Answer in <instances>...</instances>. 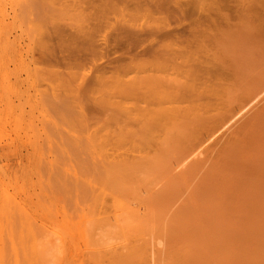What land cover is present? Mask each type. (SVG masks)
Wrapping results in <instances>:
<instances>
[{
    "label": "rangeland",
    "instance_id": "1",
    "mask_svg": "<svg viewBox=\"0 0 264 264\" xmlns=\"http://www.w3.org/2000/svg\"><path fill=\"white\" fill-rule=\"evenodd\" d=\"M108 1L37 0L36 3V0L35 2L34 0H0V181L2 179L0 183L4 182L0 184L2 185L0 191L8 197L6 205L0 202V264H264V96L260 97L259 104L255 103V107L253 105L252 109L246 112L247 114L241 116L242 119L239 118L237 123H234L230 132L216 142L217 145L207 148L203 152L205 155L202 153L203 156L198 155L199 158L192 157L191 162L190 159L187 160L184 167L178 170L172 168L177 158L180 159V156L187 154L194 144H198L200 139L203 140L205 136L210 135L225 120L230 114L231 104L232 107L234 106L232 110H235L237 103L241 104L240 101L244 102L246 99L245 94L249 96L254 89L255 91L258 89L259 84H262L264 33L263 35L261 33L263 37L260 34V37H256L258 40L254 44L258 43L256 46L250 45V50L247 49L249 53L244 52L246 49L243 50V57L249 59L247 62L240 57V54L236 56L243 60H238L235 51L230 49L227 52L232 54L227 55L225 51L223 60L227 62L224 66L229 69L226 68V71L232 77L231 82L237 85L233 88V84L227 83L232 87L231 90L226 89L228 96L225 98L224 89L229 86L226 85L220 90L215 87L220 93L216 91L218 94L215 96L214 92L211 96L214 95L215 98L220 96L218 98L221 100L215 98L211 100L222 101V105L214 101L215 105L213 106V103L210 106L205 103L210 100L201 102L206 96L202 95L205 94L202 90L204 86H201L199 80L192 79L193 83L186 85L187 82L190 83L191 75L193 76L190 72L192 69L187 68L186 59L184 65L181 63L182 58L178 59L175 50H173L175 56L172 57L174 59L177 57L175 60L179 66L183 65V71L182 66L177 67L176 61L171 59V54L170 58H166L171 53L170 50L168 54V51L166 54L163 53L164 55L161 54L162 59L161 55L152 58L151 55L137 56L132 60L127 58L112 63L109 67L106 65L107 60L102 59V53L107 51V48L104 47L103 51L98 50L102 39H107L111 44L115 40L114 43L120 41V45H129L132 39L125 32L130 31L132 25L147 27V20L150 19H144L143 14L140 16L141 12L136 13L133 10L129 11H133L131 14L135 12L133 15L136 18L134 19L133 15L131 18L129 13L130 17H127L128 9L125 10L126 17L125 14H121L127 5L130 3L133 5V0H127L129 2L122 0L119 4L116 0L114 9L110 7ZM201 1L206 5L215 2V7L222 1L217 9L221 7V13L225 15H234L232 10L234 11L237 4L242 2V0L239 3L238 0ZM245 2L243 3L246 4ZM259 7L256 6V10ZM260 9L257 10L259 13ZM218 11L216 10L217 13ZM218 15L213 16L217 18ZM220 15L219 20H215V17L213 19L221 26H224V23L226 25V21L223 20L231 19L233 16L230 15L231 18H228L230 16L226 15L225 18L224 15L222 18ZM142 16L144 18H141ZM150 21L148 24L151 23ZM152 22H155L152 26L156 23L158 26L162 25V22L159 25L156 20ZM164 24L166 23H163V27ZM169 24L170 29L181 30L176 22L171 21ZM196 30L195 34L198 33ZM88 31L91 34L88 35ZM210 31L207 29L204 31L209 33L208 37L210 33L212 34ZM202 34L204 37L207 36L203 32L200 35ZM76 35L80 39L91 37L92 43L87 47L91 48L90 51L86 50L85 46L80 47L77 46L78 44L75 46L76 41L72 48L71 42L74 39H69L75 37L76 40ZM191 37L185 35V38L190 40ZM194 37L197 41L199 34ZM211 38L208 39L207 46L212 48L214 42ZM200 43L203 44L201 41ZM41 44L44 46L42 47ZM48 45L53 46V53L49 52L51 49ZM41 47L42 50L47 49V53L45 49L41 51ZM75 47H80L79 51ZM70 49L75 51V54L73 52L71 54ZM194 50L195 45H192L186 55L197 56L199 51ZM79 52L81 55L85 54L81 56ZM110 57L114 56L110 55ZM156 58L158 59L155 60ZM166 60H169V63L164 62ZM228 63L232 66L229 64L228 67ZM237 64L239 67L235 66ZM231 74L237 75L233 77ZM219 75H215L217 77L212 79L214 85L216 82L224 81L223 77L222 80L218 78L222 74ZM152 79L155 80L153 83L160 84L152 85ZM253 80H256L255 83ZM177 81L182 86H179ZM168 83L169 85L166 86ZM57 84L60 87H57ZM147 85L155 90V87L159 86L157 89L161 93L170 85L167 91L170 89L169 91L172 92H179L181 87L183 91V87L187 86V91L184 90L186 93H189L188 90L191 94L199 91L202 97L200 98L198 94L194 95L195 99L198 97L199 100L195 102L190 98V93L189 95L184 92L187 99L196 103L185 105L189 100L185 102L180 90L179 95L184 99H180L177 92V98L180 102L183 101L179 103L178 99L171 98L173 104L168 101H172L170 94L163 92L164 94L160 93L162 97L159 96L160 94L159 97L156 96L158 93L153 97L149 96L152 99L146 97L152 104L150 105L139 94L140 91L145 90V87L150 88ZM175 85L178 86L177 90ZM69 86L71 87L68 88ZM161 86L163 89L160 88ZM188 86L193 87V92ZM222 90L224 92L221 96ZM222 97L226 99L225 102ZM161 99L168 101L169 104L165 101L163 104ZM175 100L179 103L178 109L174 108L177 103ZM158 101H161V107ZM198 103H203V107L204 104L207 105V108L199 106ZM194 104L196 108L193 107ZM126 105L128 109L124 108ZM179 106L180 109H186V111L182 109L184 114L179 111ZM135 107H140L142 110L146 107L153 112H150L153 116L149 117L145 115L147 111L143 113L141 110L139 116L142 115V118L138 120L139 108L137 111ZM199 110L201 111L198 112ZM161 111H165L163 115ZM186 112L187 115L191 113L190 117L187 118ZM143 116L149 117L148 120L155 117L157 119H154L155 122L151 119L150 121L154 123H150V121L146 122L148 120ZM219 116H223L220 121ZM136 117L138 119L133 121ZM213 117L217 119L212 121L215 119ZM160 119L163 123H157ZM150 124H155L156 126H153L155 129L147 127ZM174 126L179 136L175 137L177 133L174 132ZM167 136L173 138L170 140ZM115 137L118 142L120 141V145L113 140ZM166 138L168 141H165ZM162 142H167L168 150L166 144L163 145ZM137 149L142 154L147 149L152 156L146 150L143 156L147 161L139 154L141 158L139 162L135 158L138 153L134 154L132 151L136 152ZM177 150L181 153L180 156H177L179 153ZM122 153H125V156L121 155ZM146 154L150 157H146ZM107 155L111 157H109L111 163ZM117 156L123 158L118 159ZM149 158L153 159L150 161ZM122 164L126 166L123 167ZM118 175L121 177L119 178ZM35 249L38 253H35ZM39 250L44 253H39ZM152 252L151 256L155 260L150 256Z\"/></svg>",
    "mask_w": 264,
    "mask_h": 264
},
{
    "label": "bare ground",
    "instance_id": "2",
    "mask_svg": "<svg viewBox=\"0 0 264 264\" xmlns=\"http://www.w3.org/2000/svg\"><path fill=\"white\" fill-rule=\"evenodd\" d=\"M32 1V0H31ZM39 1V0H38ZM114 1H116V0H109L108 2H109V5H110V7L112 6L113 7V5H115V2ZM119 1H122V0H117V3L119 4ZM127 1V0H126ZM131 1V0H130ZM225 1V0H224ZM237 1V0H236ZM239 1H241V0H238V3H239ZM244 1H246L245 3L246 4H244L243 2ZM242 0V2H240L239 4H237V8L235 7L236 5L235 4H233L234 5V8H236V9H234V11L232 10V13H234V15L233 14H230V15H233L234 16V18H233V16H232V18H231V16L230 15H227V16H230V17H228V18H231V19H226V20H223V21H226V25H225V23L223 24L224 26H221V24L219 25L218 23H217V21H215L216 19L217 20H219V15H220V13H221V7L219 8V9H217L218 8V5H219V3L220 2H222V1H220L219 3H218V5H217V7H215V2L213 3L212 2V4H204L201 0H185V1H174V0H133V5H131V3L129 4V5H127V8H124V10L122 11L123 13H121L122 15L123 14H125L124 15V17H126V12H127V17H130V15H131V18H132V15L133 14H135V12L137 13V12H141V14H140V16L143 14V16L145 17H141V18H144V19H146L147 20V18H150L151 19V21H150V19L149 20H147V27L146 26H143V25H141V26H139L138 24L137 25H135V26H130V31L128 30V32H125L131 39H132V42H131V44H123V45H120L121 43H120V41H119V43H114L115 42V40L113 41V43L111 44L109 41H107V39H102V42H100L101 40H99V46H98V50H102L104 47L105 48H107V51H105L104 53H102V59H106L107 60V62H105L106 63V65H108V67H109V65H111L112 63H118V62H120L121 60H125V59H127V58H129L130 60H132V58H135V57H137V56H142V57H145V56H150L151 55V58L152 57H159L161 54L162 55H164L163 53H165L166 54V52L168 51V50H170L171 51V53H169L170 51H168L167 52V56H166V58L168 57V58H170L171 57V59L175 56V55H173L174 53H173V50H175L174 52L177 54L176 56H178V59L181 57L182 58V61H181V63H183V65H184V62H185V59L187 60L186 61V63L185 64H187L186 66H187V68L189 69V68H191L192 70L190 71L192 74H193V76L191 75V81H190V83L188 84V82H187V84L186 85H190L191 83H193L192 82V79L193 80H199L200 81V83L202 84L201 86H204V89H202L203 90V93L205 92V94H202V95H204V97L206 98H203L204 100L203 101H201V102H203L204 103V101L206 100V101H208V100H210V101H208V103L207 102H205L206 104H210V106H212V104L214 103V101L217 103V101L218 102H220L219 104L220 105H222V101H219V100H213V102H212V100H211V98H215V97H213V96H211L212 94H214V92L216 93L215 94V96L218 94V93H220V88H222L223 87V89L225 88V86L227 85V83H230V85H232L233 83L231 82V81H233V80H231L232 79V77L228 74V72L226 71V68L227 67H225L224 65L226 64V62H227V60H225V62H224V60H223V58H224V55H225V51L227 52L228 50H232V51H235L234 52V54H235V56L237 55V54H240V57L241 58H243L244 60L246 59V62H247V60H249V59H247V57L245 58V57H243V50L244 49H246V50H244V52L246 51V52H248V50H250L249 49V47H250V45L253 47V45L258 41V40H256V37H260V35H261V33H262V35H263V33H264V0ZM34 2H35V0H34ZM122 2H124V0L122 1ZM122 2H121V4H122ZM127 2H129V1H127ZM179 2H181V3H179ZM230 2V1H229ZM235 2V1H234ZM23 3V2H22ZM36 3H37V0H36ZM116 3V4H117ZM226 3V2H225ZM228 3V2H227ZM108 4V3H107ZM120 4V5H121ZM125 5H126V2L124 3ZM123 4V5H124ZM215 4V5H214ZM242 4H244V5H242ZM109 5H108V7H109ZM133 7V8H130L131 6ZM36 6V5H35ZM34 6V7H35ZM122 6V5H121ZM128 6H130V7H128ZM231 6V5H230ZM229 6V7H230ZM259 7V8H261L262 9V11H261V9H260V13H259V11H257V10H259V8L256 10V8L255 7ZM23 7V6H22ZM32 7H33V5H32ZM111 7V8H112ZM124 7V6H123ZM123 7H121V8H123ZM126 7V6H125ZM228 7V6H227ZM240 7V8H239ZM28 8V7H27ZM115 8H116V6H115ZM118 8H120V6H118ZM224 8H226L225 6H224ZM223 8V9H224ZM231 8H233V6L231 7ZM20 9H21V7H20ZM113 9H114V7H113ZM126 9H128V10H126ZM23 10H24V7H23ZM120 10H122V9H120ZM125 10H126V12H125ZM129 10H133V11H135L133 14H131V12H133V11H129ZM216 10L218 11V13L216 12ZM228 11H229V9H228ZM231 11V10H230ZM130 15H129V14ZM217 13V14H216ZM218 15L217 16V18L215 17V16H213V15ZM129 15V16H128ZM137 15V14H136ZM225 14H222L221 13V17L222 16H224ZM226 15H225V18H227L226 17ZM133 17H134V15H133ZM215 17V20L213 19ZM136 17H134V19H135ZM222 18H224V17H222ZM146 20H145V22H146ZM153 20H156L157 22H159V25H160V23L162 24V25H160V26H158V25H156L155 24V26H152V25H154V23L152 22ZM127 21H128V19H127ZM130 21H131V19H130ZM129 21V22H130ZM151 22V23H149L148 24V22ZM171 21H173V22H176L177 23V25L179 26V27H181V30H180V28H178V29H170V24H169V22L171 23ZM126 22V21H125ZM132 22H133V20H132ZM127 23V22H126ZM135 23V22H134ZM163 23H166V24H164V27H163ZM133 24V23H132ZM218 24V25H217ZM149 25V26H148ZM151 25V26H150ZM165 25H167V26H165ZM194 27H196V28H194ZM196 30V32L198 31V33H196L197 35L199 34V37H197L198 39H197V41H196V37H194V35L196 36V34H195V30ZM206 29H207V31L209 30H211L210 32H212V34L210 33V36L208 37V32H204V31H206ZM88 30V29H87ZM124 31V30H123ZM1 32V31H0ZM204 33L205 35H207V36H203V34L202 35H200L201 33ZM88 33V35L89 34H91L89 31L87 32ZM189 35H188V34ZM207 33V34H206ZM260 34V35H259ZM185 35H186V37L188 36L189 38H190V36H192L191 37V40L189 39V38H185ZM261 35V36H262ZM42 36H43V34H42ZM77 36L78 35H76V38H77ZM83 36V35H82ZM87 36V35H86ZM182 36H183V38H182ZM211 36H212V38H211ZM41 37V36H40ZM194 37V41H192V38ZM200 37L202 38V39H200ZM208 37V38H207ZM263 37V36H262ZM45 39H46V37H44ZM43 38V39H44ZM79 38V37H78ZM78 38L75 40V37L74 38H70L69 40H71V39H74V40H72V42L71 41H69V42H71L72 43V48H73V43H74V41H76V43H74L75 44V46L77 45V46H80V47H84V48H86V50H88L89 49V51L91 50V48L89 47V48H87L91 43H92V41L90 40V38L91 37H88V38H79L80 40H78ZM92 38H94V37H92ZM209 38H211V40L213 39V44L211 45L212 46V48L211 47H208L207 46V42H209ZM178 39V40H177ZM200 39V40H199ZM207 39V40H206ZM209 39V40H208ZM48 40V39H47ZM51 40V39H50ZM199 40V41H198ZM204 40H205V42H204ZM256 40V41H255ZM264 40V39H263ZM263 40H261V41H263ZM39 41V40H38ZM196 41V42H195ZM200 41L201 42H203V44L202 43H200ZM40 42H41V40H40ZM39 42V43H40ZM43 42H44V40H43ZM165 42V43H164ZM260 42V41H259ZM38 43V44H39ZM42 43V42H41ZM45 43H47V42H45ZM44 43V44H45ZM51 43V42H50ZM49 43V44H50ZM60 43H61V41H60ZM60 43H59V45H60ZM70 43V44H71ZM163 43V44H162ZM204 43H206V45L204 44ZM261 43V42H260ZM109 44H111V46L109 45ZM258 44V43H257ZM256 44V45H257ZM42 45V47L44 46L43 44H41ZM69 45V44H68ZM192 45H195V50L197 49V51H199V52H197V56L195 55V56H192V55H190V56H187L186 54H188L187 53V51H188V49L189 48H191V46ZM209 45H210V43H209ZM256 45H254V46H256ZM262 45H264V44H262ZM40 46V45H39ZM46 46V45H45ZM103 46V47H102ZM258 46H260V45H258ZM258 46H257V48H258ZM42 47H41V51H44V49L42 50ZM47 47V46H46ZM48 47H49V45H48ZM51 47V46H50ZM49 47V49H51V50H49V52L51 51L52 53H53V50H52V48H53V46L50 48ZM65 47V46H64ZM68 46H66V48H67ZM80 47H75V49L77 48V50L79 51V49H80ZM194 47V46H193ZM262 47V46H261ZM70 48V47H69ZM139 48V51H137L136 52V50ZM210 48V49H209ZM256 48V47H255ZM254 48V49H255ZM65 49V48H64ZM167 49V50H166ZM227 49V50H226ZM248 49V50H247ZM251 49H253V48H251ZM253 49V50H254ZM66 50V49H65ZM71 50V54H73L75 51H73L72 49H70ZM69 50V51H70ZM96 50V49H95ZM194 50V51H195ZM45 51H46V53H47V49H45ZM68 51V50H67ZM78 51H76V52H78ZM81 51V50H80ZM103 51V50H102ZM255 51H257V50H255ZM50 52V53H51ZM73 52V53H72ZM93 52V51H92ZM132 52H133V54H132ZM136 52V53H135ZM44 53V52H43ZM45 53V54H46ZM70 53V52H69ZM242 53V54H241ZM249 53V52H248ZM255 53V52H254ZM254 53H253V55H254ZM55 54V53H54ZM75 54V53H74ZM77 54V53H76ZM85 54V53H84ZM83 53H82V55H84ZM156 54V56H154ZM157 54H158V56H157ZM171 54V56L169 57V55ZM227 54H232V53H226V55ZM233 54V55H234ZM245 54V53H244ZM250 54H252L251 53V51H250ZM257 54H258V52H257ZM51 54H49V56H50ZM79 55H81L80 54V52H79ZM78 55V56H79ZM81 55V56H82ZM110 55H113L114 57H110ZM162 55H161V59H162ZM173 56V57H172ZM231 56V55H230ZM247 56H249V55H247ZM264 56V55H263ZM262 56V57H263ZM48 57V56H47ZM53 57V56H52ZM227 57V56H226ZM234 57V56H233ZM237 57V56H236ZM239 57V56H238ZM237 57V58H238ZM253 57V56H252ZM260 57H261V55H260ZM51 58V57H50ZM159 58V59H160ZM164 58H165V56H164ZM167 58V59H168ZM177 57H175V59H176ZM180 58V59H181ZM221 58V59H220ZM249 58V57H248ZM259 58V57H258ZM47 59V58H46ZM154 59V58H153ZM152 59V60H153ZM158 58H156L155 60H157ZM174 59V58H173ZM174 59V60H175ZM179 59V60H180ZM183 59H184V61H183ZM225 59V58H224ZM240 58H238V60H239ZM243 59H240L241 61L243 60ZM123 60V61H124ZM170 60V59H169ZM168 60V61H169ZM172 61V62H174V64H176L177 63V61H176V63H175V61ZM230 60V59H229ZM228 60V61H229ZM231 60H233V61H235L236 60V58H235V60L234 59H231ZM262 60V58L260 59V61ZM264 60V59H263ZM43 61V60H42ZM161 61V60H160ZM160 61L158 62V64L160 63ZM167 60L166 61H164V62H168ZM250 61H251V59H250ZM253 61V60H252ZM44 62V61H43ZM49 62V61H48ZM157 62V61H156ZM162 62V61H161ZM171 62V63H172ZM180 62V61H179ZM237 62H239V61H237ZM237 62H235V63H237ZM44 63H46V62H44ZM104 63V64H105ZM169 63V62H168ZM170 63V64H171ZM231 63L232 64H234V62H232L231 61ZM231 63H228L227 65H228V67L231 65L232 66V64ZM253 63V62H252ZM255 63H257V62H255ZM230 64V65H229ZM239 64H241L240 62H239ZM243 64H245V62L243 63ZM250 64V63H249ZM105 65V66H106ZM171 65H173V64H171ZM170 65V66H171ZM176 65H178L177 67H181L182 68V71H183V65L181 64V66H179V64L177 63ZM251 65V64H250ZM167 66H168V64H167ZM174 66V65H173ZM216 66H218L219 67V70H218V67H216ZM235 66H238L239 67V65L237 64V65H235ZM234 66V67H235ZM241 66H242V64H241ZM246 66V65H245ZM248 66V65H247ZM156 67V66H155ZM166 67V66H165ZM185 67V66H184ZM220 67H221V69H220ZM223 67V68H222ZM250 67H252V66H250ZM175 68V67H174ZM181 68H177V69H181ZM215 68H217V70L215 69ZM237 68V67H236ZM254 68V67H253ZM228 69V68H227ZM231 69H234V68H231ZM240 69V68H239ZM256 69V68H255ZM254 69V70H255ZM262 69V68H261ZM264 69V68H263ZM168 70H170V69H168ZM178 70V71H179ZM187 70V69H186ZM221 70V71H220ZM229 70V69H228ZM253 70V71H254ZM171 71H172V69H171ZM181 71V72H182ZM189 71H188V73H189ZM220 71V72H219ZM244 71H246V70H244ZM181 72H180V74H181ZM236 72V71H235ZM240 72H241V69H240ZM249 72H250V70H249ZM260 72V71H259ZM173 73V72H172ZM188 73H187V75H188ZM230 73H231V71H230ZM238 73V72H237ZM255 73V72H254ZM168 74V73H167ZM184 74H186V71H185V73ZM222 74V76H220V75ZM240 74V73H239ZM238 74V75H239ZM242 74V73H241ZM49 75H50V73H49ZM52 76H53V74H51ZM54 75H55V72H54ZM169 75V74H168ZM174 75H175V73H174ZM215 75H219L220 77H218V78H220L221 79V77H223L222 79L224 80V81H222L221 83H223V84H221V83H218V82H216V85H214V83H213V80H214V78L215 77H217V76H215ZM232 75V74H231ZM237 75V74H236ZM236 75H234L235 77H236ZM249 75V74H248ZM251 76H252V72H251V74H250ZM254 75V74H253ZM48 76V75H47ZM172 76V75H171ZM181 75H179V77H180ZM233 76V75H232ZM233 76V77H234ZM57 77V76H56ZM156 77V76H155ZM154 77V78H155ZM158 77V76H157ZM156 77V78H157ZM164 77H166V76H164ZM168 77V76H167ZM193 77H195V79L193 78ZM231 77V78H230ZM250 77V76H249ZM55 78V77H54ZM58 78V77H57ZM149 78V77H148ZM153 78V77H152ZM155 78V79H156ZM159 78V77H158ZM157 78V79H158ZM171 78H173V77H171ZM176 78V77H175ZM240 78V77H239ZM161 79V78H160ZM159 79V80H160ZM168 79H169V77H168ZM183 79H185V78H183ZM189 79V75H188V77H187V80ZM213 79V80H212ZM220 79H219V81H220ZM221 79V80H222ZM235 79V78H234ZM253 79H255V78H253ZM174 80V79H173ZM212 80V82H210ZM229 80V81H228ZM237 80V79H236ZM252 80V79H251ZM262 80H264V79H262ZM47 81V80H46ZM50 81H51V79H50ZM165 81H167V80H165ZM180 81V80H179ZM179 81H177V83H179V86L181 85L182 86V84L179 82ZM186 81V80H185ZM254 81H256V80H253V82ZM52 82V81H51ZM56 82V81H55ZM60 82V81H59ZM153 82H155V80H153L152 79V85L154 84V85H157V84H160V83H158V82H156V84L155 83H153ZM164 82V81H163ZM171 82V81H170ZM173 82V81H172ZM258 82V81H257ZM48 83H49V81H48ZM58 83V82H57ZM176 83V82H175ZM174 83V84H175ZM176 83V84H177ZM197 84H198V82H196ZM196 83H194V84H196ZM255 83V82H254ZM259 83V82H258ZM261 83V82H260ZM59 84V83H58ZM57 84V85H58ZM62 84V83H61ZM60 84V85H61ZM150 84H151V82H150ZM218 84V85H217ZM219 84H220V86H219ZM225 84V85H224ZM250 84V83H249ZM51 89H52V87L49 85V84H47ZM56 85V86H57ZM162 85V84H161ZM167 85H169V83L168 84H166V86ZM185 85V86H186ZM234 85V84H233ZM237 84H235L234 86H233V88L236 86ZM251 85V84H250ZM254 85V84H253ZM258 85V84H257ZM67 86V85H66ZM140 86V85H139ZM145 86V85H144ZM147 86H149V85H147ZM163 86V85H162ZM160 87V88H162L163 89V87ZM171 86V85H170ZM170 86H168V88L170 87ZM176 86V89L175 90H177L178 88V86L177 85H175ZM184 86V85H183ZM193 86V85H192ZM227 86H229V85H227ZM252 86V85H251ZM250 86V87H251ZM55 87V86H54ZM57 87H60L59 85L57 86ZM71 86H69L68 88H70ZM143 87V86H142ZM150 88H147V87H145V90H143V91H140L141 93H139L140 94V96L142 97H144L145 99H146V97L148 98L149 96H155L157 93V95L156 96H158L161 92H159V90L157 89L159 86H156L155 88H156V90L155 89H152V87L151 86H149ZM165 87V86H164ZM173 87V86H172ZM172 87H171V89H172ZM189 88H191L190 86H188ZM218 87L219 88V90L217 91V89L216 88ZM232 87V86H231ZM231 87L229 86V87H226L224 90L226 91V89L228 90V89H230L231 90ZM257 87V86H256ZM140 88V87H139ZM159 88V89H160ZM167 88V89H168ZM182 88V87H181ZM181 88H179L180 90H181V92L183 93V94H181V92H180V90H179V92L178 91H176V92H172V91H167V89L166 88H164V89H166V90H164L163 89V91H162V93L161 94H164L163 92H166V93H168V94H170V99L172 98H176V99H178V101H179V103H181L180 102V99L181 98H183V96L181 97V95H184V90H186L187 91V86H186V88L185 87H183V91H182V89ZM185 88V89H184ZM193 88V87H192ZM191 88V89H192ZM196 88V87H195ZM244 88V87H243ZM247 88V87H246ZM254 88V87H253ZM50 89V90H51ZM58 89V88H57ZM126 89V88H125ZM144 89V88H143ZM249 89V88H248ZM47 90V89H46ZM50 90H49V92H50ZM69 90V89H68ZM173 91H175L174 89H172ZM193 90L194 89H192V91L191 92H193ZM232 90H234V89H232ZM244 90V89H243ZM252 90V89H251ZM52 91V90H51ZM72 91V90H71ZM127 91V90H126ZM201 91V90H200ZM218 93H217V92ZM254 92H250L251 94L249 95V96H246V94L244 95L245 97H246V99L244 100V102H242V101H240L241 102V104H239V103H237V101H236V103H237V106H235V110H232L233 109V107H232V104L230 105L231 106V110H230V112H229V110L227 111V113L229 112L230 114L225 118V115H223L222 117L223 118H225V120L224 121H222V123L218 126V127H216L215 128V130L213 131V132H209L210 133V135H207V136H205L206 138H204L203 140H201L200 138V140H199V142H198V144H194V146L189 150V152L187 151V154H185V155H182V156H180V152L179 153H177V156L179 155L181 158L180 159H178L177 157V159H176V161H175V163H174V167H172V168H177V170H178V168H180V167H184V164H186L187 163V160L189 161V159H190V161L189 162H191V159H192V157H194V156H203L202 155V153L203 152H205V150H207V148H211L210 146H214V144L215 145H217L216 144V142H218L219 141V139L221 140V138L226 134V133H228V132H230L229 130L231 129V127L232 126H234V123L236 124L237 123V121H238V119L239 118H243V117H241V116H244V113L245 114H247L246 112L247 111H249V109L251 108L252 109V106L255 104V103H258L259 104V100H260V97L261 96H264V81H262V84H259V86H258V89L255 91V89L253 90ZM73 92H75V91H73ZM177 92H178V94H177ZM188 92L190 93V90H188ZM197 92V91H196ZM196 92H193L192 94H191V97L189 96L190 94L189 93H186V94H189V95H186V96H188V97H190L193 101H195L196 102V100H197V102H199V100H198V97H197V99H195V96L194 95H197L198 94V96L200 97V95H199V91H198V93H196ZM223 90H222V93H221V96H222V94H223ZM235 92V91H234ZM243 92V91H242ZM54 93V92H53ZM225 94H223L224 96V98L225 97H227L228 96V92L226 91V92H224ZM231 93V92H230ZM245 93V92H244ZM155 94V95H154ZM159 95L160 97H162V95ZM173 94V95H172ZM175 94V95H174ZM178 96H180V99L179 98H177V95ZM179 94H181V95H179ZM201 94V93H200ZM242 95H243V93H241ZM247 94H248V92H247ZM51 95H53L52 93H51ZM123 95V94H122ZM124 95H126V94H124ZM167 95V94H166ZM194 97H193V96ZM208 95V96H207ZM158 96V97H159ZM171 96H173V97H171ZM209 96H211V97H209ZM126 97V96H125ZM164 97H165V95H164ZM167 97H169V95L167 96ZM184 97H185V95H184ZM202 97V96H201ZM200 97V98H201ZM218 97H220V96H218ZM218 97H216L215 99H220L221 100V98H218ZM222 97V100L224 99ZM231 97V96H230ZM238 97V96H237ZM242 97V96H241ZM123 98H124V96H123ZM123 98H122V100H123ZM128 98V97H127ZM126 98V99H127ZM150 98V97H149ZM155 98V97H154ZM239 98V97H238ZM264 98V97H263ZM125 99V98H124ZM150 99H152V98H150ZM171 99V100H172ZM184 99V98H183ZM191 99L189 100V98L187 99V97H185V102H186V100H189V101H191ZM228 99V98H227ZM230 99V98H229ZM262 99V98H261ZM147 100V99H146ZM155 100H156V102H157V99L155 98ZM155 100H154V102L153 103H155ZM164 100V99H163ZM166 100H168L167 98H166ZM240 100H242V99H240ZM141 101H143V98H142V100ZM161 101H162V99H161ZM160 101V102H161ZM165 101V100H164ZM164 101H162L163 102V104H164ZM169 101V103L171 102V103H173L174 104V101L172 100V101H170V100H168ZM168 101L166 102L167 104H169L168 103ZM175 101H177V100H175ZM178 101H177V103H176V106L174 107V108H177L178 106H177V104H179L178 103ZM189 101H187L186 102V104L183 102V104H185V105H187V104H193V103H195V102H189ZM226 101V99H224L223 100V102H225ZM116 102V101H115ZM125 102H127L126 100H125ZM138 102V101H137ZM146 102V101H145ZM147 102H148V100H147ZM151 102V101H150ZM151 102V103H152ZM159 102V101H158ZM160 102H159V105H160ZM209 102H212V103H209ZM122 103V102H121ZM139 103V102H138ZM149 103V102H148ZM165 103V104H166ZM203 103L201 104H199L198 103V105L200 106H202L203 107ZM116 104V103H115ZM119 104V103H118ZM141 104V103H140ZM150 104V103H149ZM196 104V103H195ZM195 104L193 105V107H195ZM235 104V103H234ZM150 105H152V104H150ZM154 105V104H153ZM155 105H157V103L155 104ZM161 105H162V103H161ZM161 105H160V107H161ZM181 106H182V104H180ZM184 105V106H185ZM215 105V103L213 104V106ZM225 105V104H224ZM120 106V105H119ZM135 106V105H134ZM138 106V105H137ZM143 106H146V105H143ZM149 106V105H148ZM147 106V107H148ZM169 106H171V105H169ZM181 106H179V111H182V109H185V108H181L180 109V107ZM190 107L192 106V105H189ZM198 106V107H199ZM217 106V105H216ZM116 107V106H115ZM130 107V106H129ZM152 107V106H151ZM150 107V108H151ZM155 107H157V106H154V107H152V108H155ZM183 107V106H182ZM207 108V105L205 106V104H204V107L203 108ZM253 107H255V105L253 106ZM122 108V107H121ZM125 109L127 108V105H126V107H124ZM136 108V107H135ZM134 108V109H135ZM139 108V112H138V117H140L139 116V113L141 114V110H142V108L140 109V107H138ZM138 108H136V110L138 111ZM158 108H159V106H158ZM168 107H166V109H167ZM170 108V107H169ZM171 108L172 109H174L172 106H171ZM187 108V107H186ZM196 108V107H195ZM226 108V107H225ZM124 109V110H125ZM128 109V108H127ZM134 109H133V111H134ZM165 109V110H166ZM178 109V108H177ZM188 109H191V108H188ZM193 109V108H192ZM198 109V108H197ZM214 109V108H213ZM224 109V108H223ZM230 109V108H229ZM157 110V109H156ZM195 110V109H194ZM204 110V109H203ZM202 110V111H203ZM226 110H227V108H226ZM225 110V111H226ZM131 111V110H130ZM144 111H147V113H145ZM149 111V112H148ZM154 111V110H153ZM167 111H168V109H167ZM174 111V110H173ZM185 111H186V109H185ZM201 110H199L198 112H200ZM205 111V110H204ZM211 111H212V109H211ZM215 111H217V110H215ZM225 111H224V114H225ZM251 111V110H250ZM118 112V111H117ZM127 112H129V111H127ZM142 112L143 113H145V115H147V116H149V117H152L151 115H150V112H152L150 109H146V107L144 108L143 107V110H142ZM165 111H161V115H163L162 113H164ZM178 112V111H177ZM183 112V111H182ZM181 112V113H182ZM193 112V111H192ZM213 112V111H212ZM211 112V113H212ZM134 113V112H133ZM132 113V114H133ZM135 113H137L136 111H135ZM153 113V112H152ZM159 113H160V111H159ZM220 113H222V112H220ZM130 114V113H129ZM155 114V113H154ZM166 114V113H165ZM164 114V115H165ZM177 114V113H176ZM180 114V113H179ZM183 114H184V112H183ZM217 115H218V112L216 113ZM216 114H213V116L214 115H216ZM175 115V114H174ZM186 115H187V112H186ZM190 115H191V113H190ZM190 115H187V118H188V116L190 117ZM134 117H135V115H133ZM133 116H131L132 117V119H133ZM158 116V115H157ZM173 116V115H172ZM143 117H146V116H143ZM149 117H146L145 118V120H148V118ZM155 117V116H154ZM168 117V116H167ZM176 117L178 118V116L176 115ZM221 116H219L218 117V120L220 121V118H222ZM142 118V115H141V117L138 119L137 117H136V119H134L133 121H136L137 119L138 120H140ZM156 118V117H155ZM154 118V119H155ZM160 118H163V117H160ZM170 118H172V117H170ZM169 118V119H170ZM175 118V117H174ZM176 118V119H177ZM212 118V117H211ZM213 118H215V117H213ZM131 119V118H130ZM151 119H153V118H151ZM150 119V120H151ZM153 119V121L155 122V120L157 119H155L154 120ZM164 119V118H163ZM167 119V118H166ZM190 119V118H189ZM217 119V117L215 118V119H212V121L214 120H216ZM240 119V120H241ZM129 120V119H128ZM150 120H148V121H146V122H149ZM178 120V119H177ZM152 121V122H153ZM158 121V120H157ZM156 121V122H157ZM171 121H173V120H171ZM145 122V123H146ZM151 121H150V123H152ZM153 122V123H154ZM191 122V121H190ZM218 122V121H217ZM137 123V122H136ZM143 123H144V121H143ZM157 123H163V122H161V119H160V121H158ZM164 123H166V122H164ZM170 123V122H169ZM213 123H216V122H213ZM133 124V123H132ZM138 124V123H137ZM141 124V123H140ZM171 124H172V122H171ZM217 124H219V123H217ZM134 125V124H133ZM132 125V126H133ZM136 125V124H135ZM145 125V124H144ZM155 125V124H154ZM154 125H152V124H150V126H148L147 125V127H152L153 128V126ZM170 125V124H169ZM137 126V125H136ZM141 126V125H140ZM156 126V125H155ZM160 126V125H159ZM131 127V126H130ZM138 127V126H137ZM136 127V128H137ZM145 127V126H144ZM143 127V128H144ZM146 127V128H147ZM158 128H160V127H158ZM157 128V129H158ZM161 128H162V126H161ZM161 128H160V130H161ZM172 128V127H171ZM175 128V126L173 127V129ZM132 129H135V128H132ZM140 129V128H139ZM153 129H155V128H153ZM170 129V128H169ZM212 128L210 127V130H211ZM145 130V129H144ZM159 130V129H158ZM159 130V131H160ZM175 130V129H174ZM130 131H132V130H130ZM129 131V132H130ZM141 131H143V130H141ZM148 131V130H147ZM164 131H165V129H164ZM170 131H171V129H170ZM209 131V130H208ZM125 132V131H124ZM153 132V131H152ZM157 132V131H156ZM162 132V131H161ZM160 132V133H161ZM174 132H176V130L174 131ZM178 132V131H177ZM176 132V133H177ZM126 133H128V131L126 132ZM125 133V134H126ZM136 133L138 134L139 133V131L137 130L136 131ZM145 133H146V130H145ZM164 133V135H165V132H163ZM170 133H172V132H170ZM208 133V132H207ZM142 134V133H141ZM120 135H122L123 136V134H120ZM143 135V134H142ZM145 135H147V133L145 134ZM145 135H144V137H145ZM148 135H150V134H148ZM152 135V134H151ZM163 135V136H164ZM173 135V134H172ZM174 135H175V133H174ZM174 135H173V137H174ZM179 136V134L177 133L176 135H175V137L176 136ZM171 136V135H170ZM125 137H126V135H125ZM143 137V138H144ZM153 137V136H152ZM160 136H158V138H159ZM168 137V136H167ZM173 137H171V138H173ZM105 138V141H106V137H104ZM108 138H109V136H108ZM107 138V139H108ZM114 138V137H113ZM132 138V137H131ZM130 138V139H131ZM157 138V139H158ZM162 138V137H161ZM171 138L170 137H168V139H170L171 140ZM112 139V138H111ZM134 138H132V140H133ZM148 139V138H147ZM151 139V138H150ZM160 139V138H159ZM158 139V140H159ZM113 140H115V141H117L118 139L115 137V139H113ZM131 140V141H132ZM143 141H144V139H142ZM141 140V141H142ZM162 140V139H161ZM169 140V141H170ZM177 140V139H176ZM9 141V140H8ZM108 141V140H107ZM112 141V140H111ZM123 141V140H122ZM121 141V142H122ZM129 141L130 140H128V143H129ZM134 141V140H133ZM147 141V140H146ZM163 141V140H162ZM165 141H168L167 140V138L165 139ZM118 142V141H117ZM120 142V141H119ZM119 142H118V144H119ZM127 142V141H126ZM138 142H140V141H138ZM145 142V141H144ZM143 142V143H144ZM116 143V142H115ZM124 144H125V142H123ZM134 143V142H133ZM141 143V142H140ZM166 144L165 142H162V144ZM169 143V142H168ZM171 143V142H170ZM179 143L180 142H178V145H179ZM193 143V142H192ZM196 143V142H195ZM130 144V143H129ZM161 144V143H160ZM163 144V145H164ZM175 144V143H174ZM115 145H117V144H115ZM120 145V144H119ZM132 146H133V144H131ZM139 145V143H137V146ZM149 145V144H148ZM173 145V144H172ZM176 145V144H175ZM177 145V146H178ZM191 145V144H190ZM111 146H112V144H111ZM118 146V145H117ZM116 146V147H117ZM134 146H135V144H134ZM153 146V145H152ZM151 146V147H152ZM167 146V144L165 145V147ZM169 146V145H168ZM183 146V145H182ZM140 147V146H139ZM164 147V148H165ZM179 147V146H178ZM186 147V146H185ZM113 148L115 149V147L113 146ZM137 148V147H136ZM167 148V147H166ZM172 148V147H171ZM175 148V147H174ZM183 148V147H182ZM212 148H214V147H212ZM106 149H107V147H106ZM110 149V148H109ZM139 149V148H138ZM136 150V152H135V150H132V151H134L133 153L134 154H137L138 156L136 157L135 155V158L136 159H138V161L140 162V160H141V158H140V155L139 154H141L142 156L141 157H145V156H143V154L146 152V150L145 151H143L144 153L142 154V152L140 153L139 152V150ZM149 149V148H148ZM152 149V148H151ZM169 148H167V150H168ZM173 149V148H172ZM180 149H181V147H180ZM179 149V150H180ZM112 150V149H111ZM128 150V149H127ZM175 150V149H174ZM182 150V149H181ZM116 151V150H115ZM114 151V152H115ZM138 151V152H137ZM141 151V150H140ZM148 151V150H147ZM149 151H150V149H149ZM148 151V153H150ZM154 151V150H153ZM171 151V150H170ZM176 151V152H177ZM113 152V153H114ZM183 152H185L184 150H183ZM182 152V153H183ZM112 153V154H113ZM117 153V152H116ZM128 153V152H127ZM127 153H126V155H127ZM207 153V152H206ZM110 154V153H109ZM112 154H111V157H112ZM118 154V153H117ZM125 153H122L121 155H124ZM152 153H150V156H152L151 155ZM172 154H173V152H172ZM204 155H205V153H203ZM106 155V154H105ZM116 155V154H115ZM119 155V154H118ZM120 155V156H121ZM131 155V154H130ZM108 156V155H107ZM119 156V157H120ZM125 156V155H124ZM148 156V154H146V157ZM150 156H148V157H150ZM199 156H198V158H199ZM109 157L110 156H108V160H109ZM110 157V158H111ZM118 157V156H117ZM117 157H115V158H117ZM119 157H118V159H119ZM114 158V157H113ZM120 158H123V157H120ZM126 159V158H125ZM144 159H146V161H147V158H144ZM150 159H153V158H149V160ZM155 159V158H154ZM172 159V158H171ZM112 160V159H111ZM174 160V159H173ZM173 160H171V161H173ZM110 161V160H109ZM122 161H124V160H122ZM121 161V162H122ZM145 161V160H144ZM143 161V162H144ZM151 161V160H150ZM9 162V161H8ZM113 162H114V160H113ZM112 162V163H113ZM125 162V161H124ZM153 162V161H152ZM156 162V161H155ZM170 162V161H169ZM168 162V163H169ZM110 163H111V161H110ZM119 165H120V163L119 162H117ZM142 163V162H141ZM147 163V162H146ZM154 163V162H153ZM171 164V163H170ZM168 165L169 166V168H170V166L171 165ZM173 164V163H172ZM116 165V164H115ZM114 164H113V166H115ZM123 165V164H122ZM121 165V166H122ZM155 165V164H154ZM116 166H118V165H116ZM124 166H126V165H123V167ZM129 166V165H128ZM120 167V166H119ZM118 167V168H119ZM146 167H148V166H146ZM150 167H151V165H150ZM182 167V168H183ZM117 168V169H118ZM172 168H170V170L172 169ZM181 168V169H182ZM5 169V168H4ZM121 169V168H120ZM123 169V168H122ZM146 169H148V168H146ZM162 169V168H161ZM163 169H165L166 170V168H163ZM168 169V168H167ZM150 170V169H149ZM148 170V171H149ZM152 171H153V169H151ZM169 170V169H168ZM169 170V171H170ZM174 170V169H173ZM176 170V171H177ZM120 171V170H119ZM163 171V170H162ZM175 171V172H176ZM1 172V171H0ZM121 172V171H120ZM124 172H127V170L125 171L124 170ZM130 172V171H129ZM128 172V173H129ZM164 172V171H163ZM171 172V171H170ZM173 172V171H172ZM148 173V172H147ZM150 173V172H149ZM148 173V174H149ZM156 173V172H155ZM164 173H166V172H164ZM168 173V172H167ZM3 174H4V172H3ZM121 174V173H120ZM133 175V174H132ZM130 176V175H129ZM118 177H119V175H118ZM121 177V176H120ZM119 177V178H120ZM130 177H132V176H130ZM135 177H136V175H135ZM148 177V176H147ZM150 177V176H149ZM153 177V176H152ZM127 178V177H126ZM137 178V177H136ZM150 179H151V177H150ZM150 179H149V181H150ZM124 180V179H123ZM1 181H2V179H1ZM0 181V182H1ZM130 181V180H129ZM124 182V181H123ZM4 182H2V183H0V184H3ZM150 183V182H149ZM142 185V184H141ZM123 186V185H122ZM0 187H2V185L0 186ZM127 188V187H126ZM130 188V187H129ZM128 188V189H129ZM134 188V187H133ZM2 190V189H1ZM6 190V189H5ZM8 190V189H7ZM20 192V191H19ZM136 192V191H135ZM0 194L2 195V197H1V195H0V198H1V200H0V202L2 201L3 202V205L5 204V202H7L8 201V197L7 196H5L4 194H2V192L0 191ZM21 194V193H20ZM11 195V194H10ZM12 196V195H11ZM11 198V197H10ZM15 199V198H14ZM13 199V200H14ZM24 202V201H23ZM19 203V202H18ZM12 204V203H11ZM16 204V203H15ZM20 204H22L21 202H20ZM6 205V204H5ZM23 205H25V207H26V204H25V202H24V204ZM22 205V206H23ZM20 206V205H19ZM13 207V206H12ZM17 207V206H16ZM23 208H24V206H23ZM7 208L5 207V210H6ZM26 210V209H25ZM12 211H13V209H12ZM16 212V211H15ZM114 216V215H113ZM119 216V215H118ZM2 217V216H1ZM116 217V216H115ZM114 217V218H115ZM117 219H118V217H116ZM22 219V218H21ZM116 219V220H117ZM112 221V220H111ZM113 221H114V219H113ZM33 222V221H32ZM116 222V221H115ZM119 222V221H118ZM163 223V222H162ZM117 224V223H116ZM161 224V223H160ZM31 226V225H30ZM164 228V227H163ZM33 230V229H32ZM34 231V230H33ZM151 234H153V233H151ZM157 237V236H156ZM155 238V237H154ZM33 239V238H32ZM31 239V240H32ZM156 239V238H155ZM38 244V243H37ZM162 244V243H161ZM36 245V244H35ZM38 245H40V244H38ZM37 246V245H36ZM46 248V247H45ZM36 249H37V247H36ZM36 249H35V253L38 251H36ZM39 249V248H38ZM47 249V248H46ZM48 250V249H47ZM42 251V250H41ZM40 250H39V253H44V252H41ZM33 252V251H32ZM38 253V252H37ZM48 253V252H47ZM41 254V255H42ZM37 255H39V254H37ZM40 255V256H41ZM151 255H153V252H152V254H150V256ZM149 256V257H150ZM155 256V255H154ZM40 258V257H39ZM48 258V257H47ZM151 258H153V256H151ZM154 259V258H153ZM42 260V259H41ZM46 260V259H45ZM155 260V259H154ZM149 261H150V259H149ZM38 263V262H37ZM44 263V262H43ZM49 263V262H48ZM153 263H155L154 261H153ZM38 264H40V263H38Z\"/></svg>",
    "mask_w": 264,
    "mask_h": 264
}]
</instances>
